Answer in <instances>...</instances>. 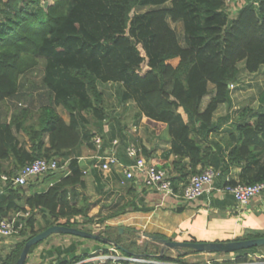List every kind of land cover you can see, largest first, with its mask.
<instances>
[{
    "label": "trees",
    "instance_id": "16d2710c",
    "mask_svg": "<svg viewBox=\"0 0 264 264\" xmlns=\"http://www.w3.org/2000/svg\"><path fill=\"white\" fill-rule=\"evenodd\" d=\"M237 4L236 14L228 17L224 0H0V102L17 96L21 78L39 59L43 60L41 83L49 93L34 122L28 123L30 112L23 108L0 123V173L6 162L11 164L9 171H3L7 180L0 192V218L11 212H29L20 241L0 258V264H14L25 241L49 226L90 232L91 200L75 155L82 144L92 147L95 134L108 133L110 140L118 136L119 148L127 144L123 128L116 134L105 126L101 84L116 85L119 103L131 101L136 108L134 117H144L156 137L168 139L170 148L161 160L173 156L174 191L206 167L219 171L218 178L231 167L240 169L237 181L229 179L223 184H254L264 179V108L253 114L244 107L232 120L228 113L213 119L220 105L231 107L229 85L238 80L237 65L241 63L248 74L264 68V0H239ZM169 22L181 23L184 46ZM209 85L213 94L201 109ZM260 103L264 105V90ZM57 106L68 113L67 122L57 114ZM114 121L119 126V120ZM229 121L226 135L210 139ZM12 129L25 134L29 148ZM141 152L148 160L147 149L141 147ZM42 157L60 159L58 165L68 160L70 173L59 170L44 175L52 180L51 185L24 199V186L12 185L10 178ZM92 164L89 173L94 188L103 193L104 178ZM155 166L166 169L167 162ZM127 191L132 192L131 188ZM138 203L130 198L110 206L96 223L101 225L127 211L148 210ZM39 218L43 225L38 227ZM99 227L91 233L112 242L127 257L136 256L120 243L123 235L117 227ZM260 237L264 229L246 231L233 240ZM41 243L32 246L28 255ZM259 247L264 245L231 252L235 254L232 259L215 264H254L249 255ZM49 254L54 255L49 264H92L84 262L88 252L77 253L73 245L57 246ZM156 254L153 263L121 260L119 264H187L185 252L174 257Z\"/></svg>",
    "mask_w": 264,
    "mask_h": 264
},
{
    "label": "crops",
    "instance_id": "0c3cea01",
    "mask_svg": "<svg viewBox=\"0 0 264 264\" xmlns=\"http://www.w3.org/2000/svg\"><path fill=\"white\" fill-rule=\"evenodd\" d=\"M177 23L181 26L180 22ZM261 68L264 69L263 67ZM15 98H17V96L0 102V123L9 121L11 113L7 111L5 105L8 101H12ZM62 119L67 122L68 113L67 117ZM143 120L144 117L140 119V124L142 125L145 121ZM145 126L146 129H148L149 124ZM139 128L140 126H135L134 130L137 131ZM12 132L19 142L24 144L25 148H29V142L24 133L21 131L17 132L14 129H12ZM103 134L106 135L105 133ZM155 137L156 136L154 135L152 139L153 142L151 144H149V142L145 139L140 141L138 140L136 143H140L141 147L147 149V152L150 154L148 160L154 165H160L162 161L166 160V169L171 176H175L176 171L172 168L171 164L173 156L169 155L164 158V160H161L164 157V153L170 148L169 142H166V139L160 138V141L166 142L162 145L160 141H158V138ZM109 140V137L104 139L105 146L108 145ZM123 149L124 148L120 147L118 154L121 162L122 159H125ZM94 155H96V150L93 145L92 147H87L85 144H82L77 151V155H75L80 168H87L89 170L90 163L93 161ZM10 169V162H6L2 168L0 176L4 175L3 171L7 172ZM239 172L240 169L238 167H231L227 175L222 178L215 179L213 183L214 190L208 194H203L195 201L185 204L180 203L173 197L164 196L158 192L150 191L146 189L142 183L136 180H131L125 186H122L118 183L121 175L116 171H112L106 178H104L103 193H100L95 190V182L91 174L88 172L84 175L87 186L86 193L91 200L88 216L98 219L103 217L106 214L104 213L106 204H103V198L111 193H114L117 197H119V199H121L120 203H124L130 198H135V200L139 202L137 204L138 206H143L148 210L146 212L127 211L118 217L107 219L104 222V226L113 227L117 225L116 223L122 221L125 223L123 229L132 230L138 234L148 233L162 235L167 237L169 240L174 241H231L235 238L242 237L246 231L255 232L264 229V196L253 198L245 208L236 210L232 197L221 190L223 182L226 179H233L237 181L239 178ZM51 183V179H44L43 177L29 182L24 186V199L34 193L44 192L51 185ZM4 184L5 183L0 177V192L2 191ZM130 188L132 190L131 193L127 191ZM89 189L90 193L87 191ZM53 237L54 236H50L38 245L30 253V257L27 259L25 264H49L50 262H53L54 255H50L49 252L53 253L57 246L67 247L73 245L77 253L87 251L89 256L93 252L101 251V249L107 251V249L112 247L111 245L107 246L102 243L99 245L89 244L85 240L69 235H60L59 242H56L55 246H52L50 244L55 242L57 239ZM137 243H139V241H137ZM10 249V242L6 239L0 238V258L5 256ZM262 260L259 259L254 264H264V259Z\"/></svg>",
    "mask_w": 264,
    "mask_h": 264
},
{
    "label": "rangeland",
    "instance_id": "374dc122",
    "mask_svg": "<svg viewBox=\"0 0 264 264\" xmlns=\"http://www.w3.org/2000/svg\"><path fill=\"white\" fill-rule=\"evenodd\" d=\"M146 9H147L146 7L138 9V12H143ZM169 24L170 26H172V28L176 32L179 43L182 46H184V40H183L182 29H181L180 24L171 23V22H169ZM42 64H43V60L39 59V64L32 71L28 72L25 76L21 78L20 80L21 86L17 94L18 99L15 98L12 101H8L5 105L7 111L10 112L11 114L13 112H18L20 109L27 108L28 111L30 112V116L28 117V120H27L28 123L34 122V119H35V116H36V113L39 107L48 102L49 93L47 89L41 83V78L43 75ZM237 66L239 69L238 80L233 84L232 88H230L231 107L228 109L224 105H220L216 109V111L213 113L214 120L218 119L219 117L224 116L226 113L230 115V118H231L230 120H232L239 114V112L244 107L251 108L253 110V114L260 111L262 108H264V105L260 103V96L264 90V69L261 68L256 73L248 74L243 70L241 63H239ZM99 89L103 93L104 103L106 105L105 110L107 113V118H106L105 123L107 125V128L109 129V127L111 126V130L116 134L118 133L119 127L123 128L122 131L124 132V134H126L128 143L129 142L136 143V141L138 140L140 141L142 139H145L149 142V144H151L153 142L152 139L155 133L153 132L151 125H149L148 129H146L145 125H148V124L144 120L143 121L145 125L140 124V119L142 117H139V118L134 117V114L136 112V108L134 104L131 101H127L125 104H122L123 106L119 103L116 85H113L111 83L101 84L99 86ZM212 94H213V88L209 85L208 94L204 96L201 100V104H200L201 109L206 105V103L208 102ZM56 112L62 118L67 117V112L62 107L57 106ZM115 119L119 120V126L117 124V121H114ZM135 126L136 127L140 126L139 130L137 131L134 130ZM230 126H231L230 121L225 122V124L222 126V129L217 134H213L212 136H210V139H214V140L220 139L222 136L227 134ZM105 137H109V134L107 133ZM157 138H158V141L161 140L160 137H157ZM166 142L160 141L162 145H164ZM42 177L44 176L42 175ZM42 177H39V178H42ZM87 191L90 193V189ZM103 202H104L103 204H106L105 205L106 207L108 206L107 208L105 207L104 209V213H106L107 209L109 210L111 209L109 208L110 206L118 205L121 202V199H119V197H117L116 194L111 193L110 195L103 198ZM91 222H94V223L98 222V218H92ZM37 223H38V227L42 226L43 220L40 218L38 219ZM116 224L117 225L113 226V228H116V227L123 228L125 225V223L122 221H119V223H116ZM90 225L87 226V229H89L90 232L96 233L98 229L96 228L94 229ZM101 225L104 226L105 223ZM106 234L107 233H105V235ZM60 235L68 236V234H52L50 236H54L53 238H57V239L55 242H52L50 245L55 246V243L59 242ZM121 235H123V238L122 240H120V243L126 244L129 250L133 254L136 255L134 257L139 258L137 263H153L155 261L151 260L152 256L157 255L156 253H161V248H162L161 244H159L156 241H151V240L146 239L143 236V234H138L128 229L127 230L122 229ZM69 236H73V235H69ZM157 236L168 239L167 237H164L162 235H157ZM73 237L85 240L89 244L99 245L102 243L100 241H96L92 239H86V238H81L77 236H73ZM137 241H139V243H137ZM102 244L103 245L106 244L107 246H110V243H102ZM101 251H103L104 254H109V252L106 250L101 249ZM164 252L172 257L177 255L178 253L185 252L186 255L183 258L184 260H186L187 264L222 263L227 259H232L235 255L234 253H229V254L196 253V252L193 253L192 251H189L186 248L180 249L178 251L165 249ZM116 254L119 257L126 258L124 261H126L128 258L127 255L123 254L122 252L118 250H116ZM29 257H30V254L27 256V259H29ZM249 259L252 261V263L257 262L259 259L260 260L264 259V248L263 247L257 248L255 253L249 255Z\"/></svg>",
    "mask_w": 264,
    "mask_h": 264
},
{
    "label": "built area",
    "instance_id": "2783aa9c",
    "mask_svg": "<svg viewBox=\"0 0 264 264\" xmlns=\"http://www.w3.org/2000/svg\"><path fill=\"white\" fill-rule=\"evenodd\" d=\"M238 0H224L226 5L225 14L233 17L237 10ZM229 85V89L232 88ZM105 135L95 134L91 137V143L96 150L93 157L92 167L102 173L106 178L112 171L120 173L121 177L118 183L125 186L129 181H138L150 191L158 192L164 196L177 199L180 203L185 204L197 200L203 194H208L214 190L213 183L219 177V171L213 167H206L202 171L188 177V179L179 184L177 191L173 190L171 182V174L164 168H158L147 160L141 152V145L138 143L127 142L123 149L124 157L129 160L125 164L119 160V137L109 140L108 145H104ZM60 159L52 158H36L31 163L26 164L19 170L14 172L10 178L12 185L25 186L29 182L36 180L42 175L48 173H56L59 170H66L65 175L70 173L67 168L68 160L58 165ZM89 170L81 169V173L85 175ZM1 180L5 183L7 177L1 175ZM227 181V179H226ZM221 190L229 194L236 207V210L245 208L251 199L264 196V179L254 184L236 183L235 185L223 184ZM29 216V212H14L6 217L0 218V238L10 242L11 247L21 239V231L26 228L25 219ZM94 229H99L101 225L92 222ZM107 249L109 254L103 251L93 252L84 260L92 264H119V261L126 258L119 257L113 244ZM112 251V252H111ZM112 253V254H111ZM114 253V254H113ZM139 258L128 257L126 261L137 262Z\"/></svg>",
    "mask_w": 264,
    "mask_h": 264
},
{
    "label": "water",
    "instance_id": "95a60500",
    "mask_svg": "<svg viewBox=\"0 0 264 264\" xmlns=\"http://www.w3.org/2000/svg\"><path fill=\"white\" fill-rule=\"evenodd\" d=\"M122 227H118V233L121 234ZM52 234H68L81 238L92 239L96 241H100L102 243H111L112 242L101 239V237L97 234L86 232L77 228H68L59 225H52L44 229L43 231L32 235L28 238L24 246L14 262V264H25L26 258L28 256L29 249L35 244L45 240ZM143 236L151 241H156L161 244V253L164 252L165 249L178 251L180 249L186 248L190 251L196 253H231L238 250H243L256 246L264 245V237L253 238V239H243V240H231V241H214V242H197V241H174L165 238H161L155 234L145 233Z\"/></svg>",
    "mask_w": 264,
    "mask_h": 264
}]
</instances>
